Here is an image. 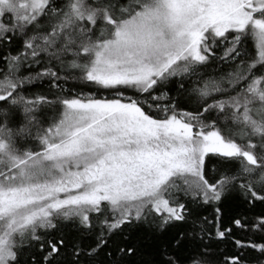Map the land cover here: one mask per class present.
Masks as SVG:
<instances>
[{"label": "snow or ice", "instance_id": "1", "mask_svg": "<svg viewBox=\"0 0 264 264\" xmlns=\"http://www.w3.org/2000/svg\"><path fill=\"white\" fill-rule=\"evenodd\" d=\"M0 264H264V0H0Z\"/></svg>", "mask_w": 264, "mask_h": 264}]
</instances>
